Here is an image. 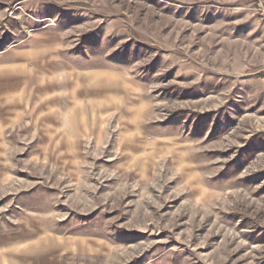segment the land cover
Returning <instances> with one entry per match:
<instances>
[{
	"label": "rangeland",
	"instance_id": "rangeland-1",
	"mask_svg": "<svg viewBox=\"0 0 264 264\" xmlns=\"http://www.w3.org/2000/svg\"><path fill=\"white\" fill-rule=\"evenodd\" d=\"M0 264H264V0H0Z\"/></svg>",
	"mask_w": 264,
	"mask_h": 264
}]
</instances>
